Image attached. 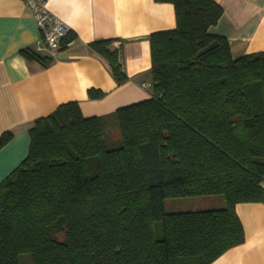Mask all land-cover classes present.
<instances>
[{"label":"trees","instance_id":"16d2710c","mask_svg":"<svg viewBox=\"0 0 264 264\" xmlns=\"http://www.w3.org/2000/svg\"><path fill=\"white\" fill-rule=\"evenodd\" d=\"M154 1L174 7L176 26L148 38L151 98L91 118L68 102L34 121L27 158L0 184V264L22 254L31 264H212L244 243L236 206L264 204V52L232 58L228 39L210 33L223 15L214 0ZM113 43L88 47L121 87L129 78ZM109 121L118 148L106 146ZM12 138L3 133L0 150ZM207 196L224 208H164Z\"/></svg>","mask_w":264,"mask_h":264},{"label":"crops","instance_id":"0c3cea01","mask_svg":"<svg viewBox=\"0 0 264 264\" xmlns=\"http://www.w3.org/2000/svg\"><path fill=\"white\" fill-rule=\"evenodd\" d=\"M223 10L210 33L228 39L233 59L264 52V0H214ZM49 11L76 39L48 68L21 51H37L40 33L23 0H0V136L12 140L0 150V184L27 158L29 129L57 107L77 102L86 118L106 117L151 98L149 36L176 26L174 7L154 0H48ZM113 40L129 81L118 87L108 64L88 47ZM45 54V52H38ZM149 86L146 88V86ZM102 91L92 101L88 90ZM245 241L212 264H264V204L236 206Z\"/></svg>","mask_w":264,"mask_h":264},{"label":"built area","instance_id":"2783aa9c","mask_svg":"<svg viewBox=\"0 0 264 264\" xmlns=\"http://www.w3.org/2000/svg\"><path fill=\"white\" fill-rule=\"evenodd\" d=\"M23 1L32 14L40 33L41 38L37 43L38 52H45L53 58L71 45V42L64 41L71 30L49 11L48 0ZM148 87L147 85L146 88Z\"/></svg>","mask_w":264,"mask_h":264},{"label":"rangeland","instance_id":"374dc122","mask_svg":"<svg viewBox=\"0 0 264 264\" xmlns=\"http://www.w3.org/2000/svg\"><path fill=\"white\" fill-rule=\"evenodd\" d=\"M152 93V87L148 89ZM105 141L108 149L118 148L121 145L120 137L114 121H109L105 128ZM224 199L221 196H207L202 198L168 199L165 202L167 213H187L208 211L224 208ZM157 236L161 237V226L156 224ZM19 264H31L29 254H22L19 257Z\"/></svg>","mask_w":264,"mask_h":264}]
</instances>
